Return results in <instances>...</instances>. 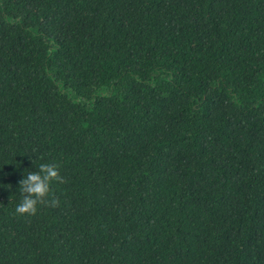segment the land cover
Listing matches in <instances>:
<instances>
[{"label": "trees", "instance_id": "trees-1", "mask_svg": "<svg viewBox=\"0 0 264 264\" xmlns=\"http://www.w3.org/2000/svg\"><path fill=\"white\" fill-rule=\"evenodd\" d=\"M0 264H264V0H0Z\"/></svg>", "mask_w": 264, "mask_h": 264}, {"label": "clouds", "instance_id": "clouds-1", "mask_svg": "<svg viewBox=\"0 0 264 264\" xmlns=\"http://www.w3.org/2000/svg\"><path fill=\"white\" fill-rule=\"evenodd\" d=\"M58 168L54 164L41 163L35 171H30L19 183L21 199L15 207V213L19 216L34 215L41 202H48L50 184L60 180ZM55 203V201H51Z\"/></svg>", "mask_w": 264, "mask_h": 264}]
</instances>
